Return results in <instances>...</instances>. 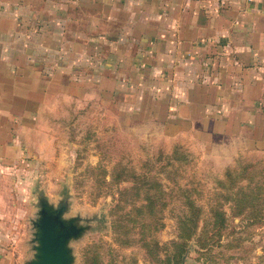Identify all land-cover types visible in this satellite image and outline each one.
I'll return each instance as SVG.
<instances>
[{
    "label": "crops",
    "instance_id": "obj_1",
    "mask_svg": "<svg viewBox=\"0 0 264 264\" xmlns=\"http://www.w3.org/2000/svg\"><path fill=\"white\" fill-rule=\"evenodd\" d=\"M105 92L200 157L264 154V0H0L2 151Z\"/></svg>",
    "mask_w": 264,
    "mask_h": 264
},
{
    "label": "rangeland",
    "instance_id": "obj_2",
    "mask_svg": "<svg viewBox=\"0 0 264 264\" xmlns=\"http://www.w3.org/2000/svg\"><path fill=\"white\" fill-rule=\"evenodd\" d=\"M121 94L108 98L105 92L98 103L90 96L77 104L64 101L44 116L37 130L29 126L9 132L13 134L12 147L5 152L0 148L4 154L0 156L2 264H23L31 256L30 220L36 216L38 193L53 204L65 198V217L87 219L88 229L79 239L69 242L72 264H79L80 250L90 242H100L105 251L108 246L113 264H162L164 255L171 250L170 241L176 240V220L185 211L184 195L207 211L215 202V180L226 166L237 157L264 160L260 153L238 155L229 163L200 157L182 140L172 141L161 135L146 114H125ZM114 166H125L135 174L156 179L167 193L163 226L153 235L159 245L166 247L159 251L160 261L147 259L137 244L120 247L113 242L110 211L118 189L130 184L110 181ZM229 206L230 203L222 204L228 218L218 243L212 244L203 256L190 241L181 264L257 262L264 246V221L253 223L244 216L231 217ZM234 242L235 247L229 246Z\"/></svg>",
    "mask_w": 264,
    "mask_h": 264
},
{
    "label": "trees",
    "instance_id": "obj_3",
    "mask_svg": "<svg viewBox=\"0 0 264 264\" xmlns=\"http://www.w3.org/2000/svg\"><path fill=\"white\" fill-rule=\"evenodd\" d=\"M114 184L130 183L118 189L116 203L110 211L113 242L120 247L137 244L151 261H160L158 254L165 250L154 233L162 226V212L167 205V193L156 179L135 174L125 166H114L110 173ZM214 203L203 211L188 195H184L185 211L176 220V240L170 241L162 264H181L193 241L197 253L205 256L211 245L218 243L226 228L228 216L222 209L230 203L229 216H244L253 223L264 221V160L238 158L226 166L215 180ZM237 244H229L235 247ZM110 252L107 259L105 254ZM111 249L100 242H90L80 250L79 264H113ZM132 263H135L133 260ZM255 264H264V246Z\"/></svg>",
    "mask_w": 264,
    "mask_h": 264
},
{
    "label": "water",
    "instance_id": "obj_4",
    "mask_svg": "<svg viewBox=\"0 0 264 264\" xmlns=\"http://www.w3.org/2000/svg\"><path fill=\"white\" fill-rule=\"evenodd\" d=\"M37 207L36 216L30 220L32 252L23 264H72L74 256L69 242L79 239L88 229L87 219L77 215L65 217V198L53 204L38 193Z\"/></svg>",
    "mask_w": 264,
    "mask_h": 264
}]
</instances>
